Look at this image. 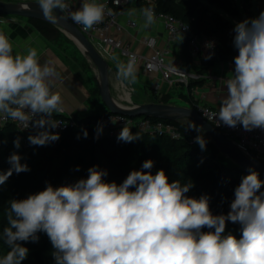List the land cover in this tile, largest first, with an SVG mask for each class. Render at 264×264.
<instances>
[{"label": "clouds", "instance_id": "9594fccd", "mask_svg": "<svg viewBox=\"0 0 264 264\" xmlns=\"http://www.w3.org/2000/svg\"><path fill=\"white\" fill-rule=\"evenodd\" d=\"M36 4L49 21L58 22L55 10L59 9L67 12L64 19L85 31L101 24L106 14L113 15L100 0H81L74 11L67 0H37ZM20 7L31 10L28 4ZM126 14L143 18L141 30L157 23L152 6L131 8ZM233 32L238 54L233 58L234 72L226 79L227 96L215 115L216 127L264 130V11L236 23ZM111 59L121 85L138 82L134 54L126 62L115 54ZM174 70L178 71L175 65ZM59 78L51 61L41 63L36 47L17 49L10 35L0 30V114L19 121L21 131L29 126L38 129L28 136L30 145L45 146L60 138L51 131L63 123L53 118L63 111L62 97L53 91ZM181 119L185 130L198 133L194 142L206 150L204 127L187 116ZM102 130L98 124L97 138ZM140 138L126 124L117 137L124 142ZM13 145L21 147L20 137ZM21 159L15 152L9 156L10 167L0 172V185L13 172L30 171ZM153 166V160H145L141 170H132L120 184L106 182L107 171L92 166L87 178L74 184L53 187L48 183L25 199L10 200L7 226L0 233L9 250L0 255V264H21L29 254L21 242H38V232L48 236L54 264H264V191H260L264 181L257 171L249 169L242 177L225 215L212 213L208 195L187 196L191 181L169 182L163 169L152 174ZM228 222L240 225L239 239L226 233Z\"/></svg>", "mask_w": 264, "mask_h": 264}, {"label": "trees", "instance_id": "16d2710c", "mask_svg": "<svg viewBox=\"0 0 264 264\" xmlns=\"http://www.w3.org/2000/svg\"><path fill=\"white\" fill-rule=\"evenodd\" d=\"M129 4L138 7L152 6L156 12H166L181 17L190 24V35L201 33L215 35L218 39L216 54L211 58H201L199 69L201 73H208L209 68L219 59L232 60L234 58L236 50L233 46L234 34L231 33L233 25L220 12L210 11L203 0H130L124 8ZM28 20L47 39L56 43L68 40L55 24L39 18H28ZM186 42V40L183 41V57L186 66L190 68L192 56ZM201 81L203 80L196 82ZM196 82H191L188 92H180L179 97L193 102L191 89ZM156 96L164 103L170 102L172 98L170 92H163ZM56 115L63 116L60 113ZM71 116L78 119V122L69 125L58 141L45 146L30 145L28 136L36 133L28 134L24 140L18 134L14 124L8 122L0 125V172L9 169L8 158L14 152L21 156V163H26L30 169V171L19 174L13 172L9 179L0 185V233L6 227L7 217L4 207L9 205L8 202L12 197L17 200L25 199L30 194L44 190L48 183L53 187L74 184L82 178L86 179L87 170L92 166L106 170L108 164L126 178L131 172L127 157L130 155V149L134 148L137 149L136 154L139 156L137 170H141L145 160L151 159L154 161V166L150 170L152 174L163 169L169 182L179 180L183 184L191 181L193 187L186 195L194 198L208 195L213 214L226 215L229 212L235 188L240 184L242 177L249 174V170H243L231 158V160L227 159L205 132L203 135L207 145L206 150L202 151L200 146L194 142L198 133L194 130H185L187 125L181 120L159 118L178 126L182 133L180 139H172L159 134L148 135L136 127L127 126L132 133H138L141 138L133 142H124L117 139L119 133L98 138L94 135V128L90 125L91 119L107 116L103 114V111L80 117L74 114ZM219 130L222 132L221 129ZM85 131L87 132L86 137ZM17 137H20L21 147L19 149L13 145ZM181 140L183 142H180ZM114 142H124V144L112 150L105 148ZM74 151H76L75 154H73ZM258 173L259 178L264 181V174ZM104 180L109 182L107 176ZM260 191H264V186ZM203 230L208 231L207 228ZM227 232H231L237 239L242 235L240 225L231 222L227 223ZM39 233H37L38 237ZM48 242V236L42 246H39L38 242H21L29 249L27 258L21 264H49L45 257ZM8 250L7 245L0 239V255L6 254Z\"/></svg>", "mask_w": 264, "mask_h": 264}, {"label": "built area", "instance_id": "2783aa9c", "mask_svg": "<svg viewBox=\"0 0 264 264\" xmlns=\"http://www.w3.org/2000/svg\"><path fill=\"white\" fill-rule=\"evenodd\" d=\"M129 1L130 0H118L117 3L114 2V0H100V2L107 4L108 9L112 10L113 15L106 14L101 24L96 25L94 29L88 31H85L82 25L75 24L109 64L113 62L111 55L116 52H118L121 57L127 58L130 54H134L137 58V62L141 61L144 64L147 73H160L168 88L173 87L176 83H180L187 87V92L191 82L213 77L209 72L201 73L200 71L188 68L183 59L179 60L173 58L171 54L175 42L186 40L188 51L192 56V62L194 59L201 60L202 57H209L210 54L212 57L216 54L218 46L217 37L208 33L190 35V24L181 17L171 13L155 11L157 20L161 22L163 27L164 45L160 47L157 38L149 36L144 39V43L151 49L150 52L146 54L133 52L130 42L118 38L115 34V32H122L127 28H136L138 26V22L134 18L128 17L124 21L120 19V16L124 12V5ZM67 2L70 4L73 11L78 9L81 4V0H67ZM64 13L67 15V12ZM69 20L72 21L71 19ZM237 54L238 50L235 51V56ZM231 62L232 72H234V59H232ZM173 64L177 67L179 72L174 70ZM185 101L187 105L194 107L207 121L216 126L215 115L219 107L202 102L195 96H193V102L188 100ZM53 118L63 122L61 126L51 129L53 132H58L59 136L69 125L78 122V119L71 115L57 116L54 114ZM8 122L15 125L18 134L24 140L28 134L37 133L38 131V129L31 126L21 131L19 129L21 127L19 121L13 122L6 120L3 114H0V125ZM98 124L102 125L103 129L98 137L118 133L123 129L125 124L126 126L136 127L146 132L148 135L159 134L168 136L172 139H180L182 137L180 129L173 122L159 118L152 119L147 116L130 117L123 114H108L104 117L92 118L90 125L93 126L94 135L96 137ZM217 128L222 130L240 152L254 162H256L254 156H257L260 161H264V130L254 129L252 131H245L242 126L239 125L236 128H230L224 125Z\"/></svg>", "mask_w": 264, "mask_h": 264}, {"label": "crops", "instance_id": "0c3cea01", "mask_svg": "<svg viewBox=\"0 0 264 264\" xmlns=\"http://www.w3.org/2000/svg\"><path fill=\"white\" fill-rule=\"evenodd\" d=\"M0 1L32 4V6L40 8L38 4H36L37 0ZM131 8H136L139 11L142 7L133 4L127 5L124 8L123 14L120 16L121 20L124 21L129 17L126 13ZM131 18L137 20L138 26L136 28H127L122 32H115V34L118 38L129 41L133 52L138 54L149 53L151 49L144 43V39L149 36L157 38L160 47L164 45V31L160 21L157 20V23L152 25L149 29L141 30L140 25L143 23V18L139 16V14ZM0 20L5 21V23L0 24V30L10 35L17 49L24 45L36 47L41 57V63L51 61L52 66H54L56 71L60 74V78L56 80L53 85V91L58 92L63 100V104L61 105L63 111L60 114L66 116L74 114L80 117L94 114L92 110L101 108V102L97 105L91 101V80L84 75V71L81 69L79 62H77L69 52L72 48L83 51L70 32L56 25L64 34L65 38L68 39L56 43L47 39L26 17L15 14H0ZM182 47L183 40L175 42L173 44L171 56L179 60H184ZM115 55L125 62L128 60L127 57H121L118 52H116ZM231 61L232 60L229 59L217 60L208 71L213 77L202 79L203 81L196 82L192 86L191 91L193 96L202 102L220 107L221 101L227 96L226 79L231 76ZM110 64L115 67V61ZM137 65L138 82L143 83L145 86H150L153 92H155V95L171 90V88H167V84L163 81L160 73H147L141 61L137 62ZM200 66L201 60L194 59L190 68L199 71Z\"/></svg>", "mask_w": 264, "mask_h": 264}, {"label": "water", "instance_id": "95a60500", "mask_svg": "<svg viewBox=\"0 0 264 264\" xmlns=\"http://www.w3.org/2000/svg\"><path fill=\"white\" fill-rule=\"evenodd\" d=\"M21 4L0 1V14H15L26 18H39L50 23L46 19L40 8L30 5V11L24 10L20 7ZM55 13L60 19L57 23H53L63 30L70 32L75 40L79 43L83 52L96 65L99 72V93L103 103L107 109L103 114H123L130 117H155L170 120H179L187 116L194 120L198 125H202L205 133L215 142L221 152L225 153L229 158L237 163L243 170L253 169L264 174V161H260L257 156H254L256 162L240 152L228 137L221 132L216 126L207 121L194 107L189 105H181L175 103H164L159 100L157 96L154 101L144 102L141 104H133L122 106L115 101L109 89V63L98 52L94 45L89 41L86 35L69 19H64L65 13L60 12L59 9ZM90 115V114H89Z\"/></svg>", "mask_w": 264, "mask_h": 264}, {"label": "rangeland", "instance_id": "374dc122", "mask_svg": "<svg viewBox=\"0 0 264 264\" xmlns=\"http://www.w3.org/2000/svg\"><path fill=\"white\" fill-rule=\"evenodd\" d=\"M203 2L209 8L210 11L220 12L221 14H223L225 18L229 19L231 24L233 25V29L236 23L246 18L257 17L261 11H264V0H203ZM233 29L231 31L232 34H234ZM69 52L73 56V58L77 62H79L81 69L84 71V75L91 80L92 83L91 101L92 102L94 101V103H96L97 105L100 104L101 102L100 105L101 108L94 109L92 110V112L96 113V112L105 111L107 109V106L101 101L102 99L98 88L99 72L96 65L90 60V58L83 51L72 48V50H69ZM173 56L175 57L174 54ZM108 71H109V89L112 97L118 103L125 105H133V104H141L144 102L154 101L155 92H153L150 86L148 85L145 86L143 83L137 82L135 85H127L125 87L121 85L120 82L117 80L116 67H113L111 66V64H109ZM169 92L172 94V98L170 101L171 103L187 105L186 101L179 97L180 92L187 93V87L183 86L180 83L178 84L176 83L173 85V87H171V90H169ZM100 109H105V110H100ZM179 120L182 121L181 118ZM180 142H183V140H181ZM122 144H124V142H114L107 145L105 148L107 150H112V149L120 148ZM130 150H131L130 155L127 157L128 167L131 168V171L137 170V166L139 165V156L136 154L137 149L134 148ZM75 153L76 151H74L73 154ZM73 156L75 158V155ZM226 158L231 160L227 155ZM106 171L108 173L107 178L109 182L114 181L117 184H120L125 179L122 174H120L116 169H114L108 164L106 167ZM12 199L15 198L12 197L11 200ZM8 208L9 205L4 207V210L6 211L5 214L6 217H7ZM5 225L7 226V219ZM46 236L47 235L43 232L39 233V240H38L39 246H42L45 243ZM52 252H53V248L49 240L45 253V257L49 264H53L54 262Z\"/></svg>", "mask_w": 264, "mask_h": 264}, {"label": "bare ground", "instance_id": "6f19581e", "mask_svg": "<svg viewBox=\"0 0 264 264\" xmlns=\"http://www.w3.org/2000/svg\"><path fill=\"white\" fill-rule=\"evenodd\" d=\"M121 104V103H120ZM122 106H128V105H125V104H121Z\"/></svg>", "mask_w": 264, "mask_h": 264}]
</instances>
